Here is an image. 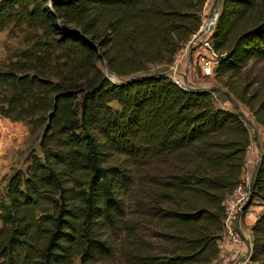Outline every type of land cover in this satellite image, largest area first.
Returning <instances> with one entry per match:
<instances>
[{
    "label": "trees",
    "instance_id": "trees-1",
    "mask_svg": "<svg viewBox=\"0 0 264 264\" xmlns=\"http://www.w3.org/2000/svg\"><path fill=\"white\" fill-rule=\"evenodd\" d=\"M205 2L0 0V31L24 23L35 37L0 70V115L43 127L41 154L0 195V264H101L115 255L110 236L123 264H215L248 129L208 90L136 74L173 63ZM210 39L217 77L264 61V0H221ZM96 61L131 78L114 82ZM245 89L236 95L264 128V98ZM136 185L138 221L127 203ZM251 197L264 198V142Z\"/></svg>",
    "mask_w": 264,
    "mask_h": 264
},
{
    "label": "rangeland",
    "instance_id": "rangeland-1",
    "mask_svg": "<svg viewBox=\"0 0 264 264\" xmlns=\"http://www.w3.org/2000/svg\"><path fill=\"white\" fill-rule=\"evenodd\" d=\"M220 7L221 0H206L201 12L202 20L204 19V13L206 16L210 15L214 9L218 13ZM192 37L182 45L175 55L172 64L148 65L145 71L137 72L136 74L165 73L168 75V72L174 69L176 77L182 80L189 88L196 87L210 91L215 106L238 112L248 129L250 139L241 176V180L246 182L254 174L261 146L264 142V128L255 119L249 107L239 100L236 93H239L242 88H246V95H256L255 103L264 98V61L249 62L241 74L231 78H228V75L207 77L202 75L198 65H194L188 51L187 46ZM34 40L33 30L29 29L24 23L17 26L10 25L0 31V70H6L7 65H10L14 61L22 62L23 60L19 53L30 48ZM182 63L184 65H181ZM96 65L112 81L122 82L109 74L102 61H96ZM42 129L43 127H39L31 130L27 122L11 121L0 115V195L5 191V185L9 176L18 170H24L32 154H41L39 140ZM139 187V185L135 186L133 194L127 200L129 213L132 212L129 215L134 221L139 220L136 212V208L141 202ZM248 206L249 213L246 215V218L242 219L239 226V234L243 238L240 246L243 248L237 253L235 258L236 260L238 257H241L243 264L255 263L252 258V253L255 250L258 252L259 258H264V222L253 229L256 220L264 215V198L251 197L247 204ZM224 232L226 233L225 230ZM109 239L114 245L115 255L109 261H103L101 264H123L118 254L120 242L116 241V236H110ZM220 240L218 242L219 256L215 264H225L222 262L224 258L220 256ZM228 264H234V261L229 260Z\"/></svg>",
    "mask_w": 264,
    "mask_h": 264
},
{
    "label": "built area",
    "instance_id": "built-area-1",
    "mask_svg": "<svg viewBox=\"0 0 264 264\" xmlns=\"http://www.w3.org/2000/svg\"><path fill=\"white\" fill-rule=\"evenodd\" d=\"M212 14L213 17H211ZM216 18L217 12L215 9L210 15L206 16L204 13V19L202 20V24L199 28V30L202 31L201 35L197 38H193V35L187 46L194 65H198L202 75L207 77L214 75V70L219 63V58L221 56V54L213 48L212 41L210 39ZM168 75L176 84L185 88L188 87L182 80L176 77V71L174 69H171V71L168 72ZM251 181L252 178L246 182L241 180V182H239L232 192L223 200L226 237L230 243L238 246L241 245L243 240L235 227H238L242 219L249 213V206L247 207V204L251 198ZM231 260L234 261V264H243L242 259L235 260V258H231Z\"/></svg>",
    "mask_w": 264,
    "mask_h": 264
},
{
    "label": "crops",
    "instance_id": "crops-1",
    "mask_svg": "<svg viewBox=\"0 0 264 264\" xmlns=\"http://www.w3.org/2000/svg\"><path fill=\"white\" fill-rule=\"evenodd\" d=\"M181 65H184L183 63ZM255 172V170H254ZM246 218V216H245ZM244 219V218H243ZM242 222V221H241ZM241 225V223L239 224V226ZM238 227H235L236 230L240 231ZM225 233V232H224ZM222 236V239L220 240V248H221V252H220V256L223 257L224 259L222 260L223 263L228 264L229 260L236 258L237 253L243 248L241 246L238 245H234L232 243H230V241L228 240V238L226 237V233ZM243 239V238H242ZM245 241V240H244ZM247 244V242H245ZM241 257H238V259L236 260H240Z\"/></svg>",
    "mask_w": 264,
    "mask_h": 264
},
{
    "label": "water",
    "instance_id": "water-1",
    "mask_svg": "<svg viewBox=\"0 0 264 264\" xmlns=\"http://www.w3.org/2000/svg\"><path fill=\"white\" fill-rule=\"evenodd\" d=\"M201 30H199L195 35H194V37L193 38H197V37H199L200 35H201ZM109 74H111V75H113L117 80H121V81H125V80H128V79H130L131 77H127V78H124V77H119V76H116L114 73H112V72H109ZM191 89H194V90H204V89H202V88H191Z\"/></svg>",
    "mask_w": 264,
    "mask_h": 264
},
{
    "label": "bare ground",
    "instance_id": "bare-ground-1",
    "mask_svg": "<svg viewBox=\"0 0 264 264\" xmlns=\"http://www.w3.org/2000/svg\"><path fill=\"white\" fill-rule=\"evenodd\" d=\"M211 17H213V14H212V16H211ZM211 19H213V18H211ZM211 19H210V20H211Z\"/></svg>",
    "mask_w": 264,
    "mask_h": 264
}]
</instances>
